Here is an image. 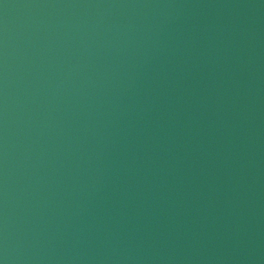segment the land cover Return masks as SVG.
<instances>
[{"label": "water", "instance_id": "obj_1", "mask_svg": "<svg viewBox=\"0 0 264 264\" xmlns=\"http://www.w3.org/2000/svg\"><path fill=\"white\" fill-rule=\"evenodd\" d=\"M0 264H264V0H0Z\"/></svg>", "mask_w": 264, "mask_h": 264}]
</instances>
